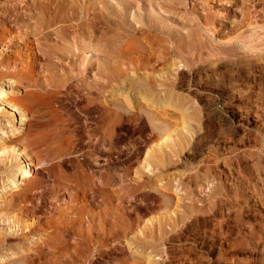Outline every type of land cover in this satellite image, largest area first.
<instances>
[{"label": "rangeland", "instance_id": "obj_1", "mask_svg": "<svg viewBox=\"0 0 264 264\" xmlns=\"http://www.w3.org/2000/svg\"><path fill=\"white\" fill-rule=\"evenodd\" d=\"M143 1L131 25L54 22L42 38L30 0H0L10 30L0 50L14 41L0 112L5 99L24 113L0 115V134L16 140L0 145L10 147L0 205L15 201L0 211V264H263L264 0ZM10 4L18 13L2 14ZM251 28L250 51L226 41Z\"/></svg>", "mask_w": 264, "mask_h": 264}, {"label": "bare ground", "instance_id": "obj_2", "mask_svg": "<svg viewBox=\"0 0 264 264\" xmlns=\"http://www.w3.org/2000/svg\"><path fill=\"white\" fill-rule=\"evenodd\" d=\"M137 0H30V6H31V8L30 9H28L29 11H28V13H27V15H28V18H29V21L30 20H33L34 21V24H35V26L33 27V29H32V33H31V36H39L40 35V37L42 36V38L43 37H49V35H50V33L51 32H49V31H43L44 29H41V28H44L45 27V29H47V26H49V25H54V22H55V25H56V22H60V23H62V22H70V21H73V22H75L76 24H80V25H84L85 26V24L86 25H89L88 23H90V22H92V23H94L95 21H97V22H104V23H113V22H116V23H119V24H121L120 22H124L123 23V25L125 24V25H128V24H132V22H136V21H138V20H140V13H139V11L138 10H140L141 9V7H139V5H137L136 4V8L134 9V10H132V8L131 7H133L134 6V4H135V2H136ZM142 1V4H143V0H141ZM150 1V0H149ZM148 1V2H149ZM152 1V0H151ZM150 1V2H151ZM140 2V1H139ZM52 4V5H51ZM131 6V7H130ZM149 8H152L153 7V3H149ZM114 7V8H113ZM20 8V7H19ZM18 6L17 5H9V6H3V7H1V13L2 14H5V15H7V16H9V15H16L17 13H18ZM111 9H114V10H111ZM27 10V9H26ZM91 10V11H90ZM69 11V12H68ZM151 11V10H150ZM243 12V11H242ZM249 13V9L247 8V9H244V12H243V15L244 14H248ZM202 14V13H201ZM209 14V13H208ZM250 14H248L247 16H249ZM253 16V15H252ZM141 17H142V15H141ZM148 17V16H147ZM193 17V16H192ZM149 18V17H148ZM199 18V17H198ZM242 18V17H241ZM246 18V17H245ZM142 19V18H141ZM209 20V19H208ZM141 21V20H140ZM5 23V22H4ZM103 23V24H104ZM202 23V22H201ZM201 23L198 25L202 30H203V25H201ZM207 23V22H206ZM206 23H203V24H205L206 25ZM11 24V23H10ZM59 24V23H58ZM71 24V23H70ZM230 24V23H229ZM2 25V24H1ZM52 25H51V27H52ZM74 25V24H73ZM72 25V26H73ZM240 25H242V24H240ZM10 26V25H9ZM67 26V25H66ZM248 26V25H247ZM51 27H49V28H51ZM155 27V26H154ZM205 27H207V26H205ZM205 27H204V30H205V32H206V29H205ZM232 27V26H231ZM236 27V26H235ZM3 28H4V25H3ZM11 28V27H10ZM152 28V27H151ZM208 28V27H207ZM234 28V27H233ZM232 28V29H233ZM238 28V27H237ZM53 29H55V28H53ZM59 29V28H58ZM57 29V30H58ZM154 29V28H153ZM210 29V28H209ZM208 29V30H209ZM247 29V28H246ZM260 29V28H259ZM126 30V29H125ZM203 30V31H204ZM236 30V29H235ZM234 30V31H235ZM9 28H4V29H1L0 30V43H2L3 42V39H6L5 38V36L8 34L9 35ZM30 31V30H29ZM55 31H56V29H55ZM129 31V30H128ZM134 31H135V28H134ZM137 31V30H136ZM233 31V30H232ZM237 31V30H236ZM14 32V31H13ZM24 33V32H23ZM53 33V32H52ZM56 33H58V32H55V35L57 36V34ZM244 33V32H243ZM63 34V33H62ZM11 35V34H10ZM27 34L26 33H24V35H22V36H25V39H23V41H27L28 43L30 42L29 41V37L28 36H26ZM60 34L58 33V36H59ZM82 35H84V33L82 34ZM203 35V34H202ZM86 36V35H85ZM254 36H256V28H251L250 29V31H249V33H248V35H246V36H242L241 34H238L237 33V35H233V36H231V37H227V42L228 41H231V40H233L234 41V43L236 42L237 44H238V47H240V48H242V49H246L247 51H250L252 48H248L245 44H244V42H245V40H248V39H251V38H253ZM133 37V36H132ZM200 37H202V36H200ZM248 39H247V38ZM39 38V37H38ZM37 38V39H38ZM52 38V37H51ZM15 39V38H14ZM36 39V38H35ZM31 40V39H30ZM213 42V41H212ZM252 42V41H251ZM257 42V41H256ZM255 42V43H256ZM7 43V42H6ZM188 43V42H187ZM128 44V43H127ZM126 44V45H127ZM131 44V43H130ZM198 44V43H197ZM14 46V41L13 42H10V43H7L6 45L4 44L3 45V49L2 50H0V61H2V60H5V59H7L8 58V55H7V53H6V49L7 50H10L12 47ZM122 46V45H121ZM212 46V45H211ZM228 46V45H227ZM251 46V45H250ZM253 46H254V44H253ZM30 47V46H29ZM125 47V46H124ZM256 47V46H255ZM200 48V47H199ZM218 48V47H217ZM125 49V48H124ZM123 49V50H124ZM164 49V48H163ZM257 49V48H256ZM155 50V49H154ZM196 50V49H195ZM68 52V51H67ZM218 54V53H217ZM156 56V55H155ZM86 58V57H85ZM208 58V57H207ZM260 58V57H259ZM152 59V58H151ZM255 59V58H254ZM214 61V60H213ZM221 62V61H220ZM258 62V61H257ZM212 63H214V62H212ZM218 63V62H217ZM205 64V63H204ZM232 64V63H231ZM238 64V63H237ZM122 65V64H121ZM121 65H120V67H121ZM207 65H209V64H207ZM83 66H84V68L86 67V64H83ZM204 66V65H203ZM212 66V65H211ZM259 67V66H258ZM55 68V67H54ZM256 68V67H255ZM56 69V68H55ZM83 69V68H82ZM207 69V68H206ZM258 69V68H257ZM262 70L261 71H264V67L263 68H261ZM54 70V69H53ZM236 70V69H235ZM253 70V69H252ZM217 72V71H216ZM230 72V71H229ZM228 72V73H229ZM232 72V71H231ZM235 72V71H234ZM242 72V71H241ZM233 73V72H232ZM232 73L230 74V76H231V78H233V76H232ZM248 73V72H247ZM264 73V72H263ZM263 73H262V75H260V76H263ZM56 74V73H55ZM201 74V73H200ZM243 74H245V72L243 73ZM252 74V73H251ZM203 75V74H202ZM53 76H54V74H53ZM66 76V75H65ZM210 76V75H209ZM222 76H223V74H222ZM229 76V75H228ZM229 76V77H230ZM241 76V75H240ZM243 76V75H242ZM255 76V75H254ZM187 77V76H186ZM239 77V76H238ZM249 77V76H248ZM259 77V76H258ZM70 78V77H69ZM201 78V77H200ZM236 78V77H235ZM252 78V77H251ZM67 79V78H66ZM66 79H64V80H66ZM230 79V78H229ZM249 79V78H248ZM257 79V78H256ZM264 79V78H263ZM206 80V79H205ZM224 80V79H223ZM255 80V79H254ZM222 81V80H221ZM225 81H226V79H225ZM264 81V80H263ZM173 82V81H172ZM184 82V81H183ZM219 82V81H218ZM252 82V81H251ZM199 83V82H198ZM210 83V82H209ZM221 83V82H220ZM230 83V82H229ZM250 83V82H249ZM253 83V82H252ZM262 83V82H261ZM45 84V83H44ZM44 84H40L39 86L41 87V88H44ZM206 84V83H205ZM211 84V83H210ZM263 84V83H262ZM46 85V84H45ZM143 85V84H142ZM213 85V84H212ZM231 85V84H230ZM238 85H239V83H238ZM247 85V84H246ZM248 87V86H247ZM261 87V86H260ZM263 87H264V85H263ZM262 87V88H263ZM144 89H146V90H148V91H151V90H153V85L151 84V83H147L144 87H143ZM197 88H198V86H197ZM219 88H222V87H220L219 86ZM229 88V87H228ZM232 88V87H231ZM237 89V88H236ZM259 89V88H258ZM81 90H82V92H85V94L87 93L86 91H89V88L87 87V86H82L81 87ZM98 90V89H97ZM138 90V87L135 89V91H137ZM257 90V89H256ZM261 90H263V89H261ZM98 92V91H97ZM96 92V93H97ZM261 92V91H260ZM253 93H255V92H253ZM258 93H259V91H258ZM167 94V91L165 90V95ZM252 94V93H251ZM168 96V95H167ZM229 96V95H228ZM231 97H233V96H231ZM237 97V96H236ZM7 98V97H6ZM161 98V97H160ZM250 98V97H249ZM256 98V97H255ZM257 98H258V96H257ZM262 97H260L259 99H261ZM264 99V98H263ZM153 100V99H152ZM238 100V99H237ZM242 101V100H241ZM245 101V100H244ZM257 101V100H256ZM255 101V102H256ZM264 101V100H263ZM263 101H262V104H263ZM7 103L8 104V102L5 100V99H3L2 100V105H3V103ZM11 102V101H10ZM246 102H247V100H246ZM258 102H260V101H258ZM257 102V103H258ZM5 103V104H6ZM7 104L4 106L5 108H6V106H7ZM256 104V103H255ZM96 105V104H95ZM98 105V104H97ZM8 106H10L9 104H8ZM255 106H257V105H255ZM259 106V105H258ZM257 106V107H258ZM263 106H264V104H263ZM262 106V107H263ZM4 107H3V110H2V113L0 112V115L1 114H5V115H11L12 116V113H19L20 114V116L21 117H23L24 116V113H23V111L21 110V108L20 107H17L16 106V104H11V106L10 107H8L7 109H4ZM241 107V106H240ZM238 108V107H237ZM246 108H248L247 106H246ZM250 108H252V107H250ZM254 108V107H253ZM256 108V107H255ZM254 108V109H255ZM259 108H261V105H260V107ZM129 110V109H128ZM246 110V109H245ZM248 110H249V108H248ZM264 110V109H263ZM10 111H11V113H10ZM89 111L90 112H101V108H99L98 106H96V108H91V109H89ZM103 111V110H102ZM253 111H256V110H253ZM253 111L251 112V113H253ZM261 111V110H260ZM259 111V112H260ZM244 112H246V111H244ZM248 113V112H247ZM256 113V112H255ZM255 113H254V115H255ZM259 114V113H258ZM99 115H100V113H99ZM254 115H253V117H254ZM257 115V114H256ZM260 115V114H259ZM148 116V115H147ZM238 117V116H237ZM236 117V118H237ZM243 117V116H242ZM157 118V117H156ZM261 118V117H260ZM0 119H2L1 118V116H0ZM249 119V118H248ZM250 119H252L253 121H256V119L257 118H255V119H253V118H250ZM251 120V121H252ZM258 120V119H257ZM21 121H23V119H21ZM20 121V122H21ZM240 121H241V119H240ZM6 122H7V120H6ZM250 122V121H249ZM257 122V121H256ZM256 124V123H255ZM0 125H1V123H0ZM11 131H12V129H10L9 131H7V132H10V134H11ZM242 132V131H241ZM179 133V132H178ZM206 133V132H205ZM4 134V133H3ZM3 134H0V138H2L1 139V141H0V145H2V146H4L5 144L4 143H6L7 141H16L15 139H11L9 136L6 138V135L5 136H3L2 137V135ZM6 134V133H5ZM169 134V133H168ZM174 134V133H173ZM7 135H9V133L7 134ZM207 135V134H206ZM204 136V135H203ZM199 138H201V137H199ZM175 139V138H174ZM198 140V139H197ZM201 142V141H200ZM185 144V143H184ZM15 146V145H14ZM14 146H12L11 147V150H13L14 149ZM202 148V147H201ZM16 149V148H15ZM14 149V150H15ZM152 149V148H151ZM218 149V148H217ZM0 150L1 151H3L2 153H1V155H0V172H3V171H5L6 170V167H7V165H9L8 163V155L10 154V147L8 148L7 147V149L4 147V148H0ZM16 151V150H15ZM196 151V150H195ZM203 152V151H202ZM24 152L23 151H20V152H18L16 155H17V158H22L23 160H24V162H25V159H24V154H23ZM201 154V153H200ZM206 154V153H205ZM210 154V153H209ZM146 155L148 156L146 159H150V158H152V157H154L156 154H155V151H153V150H151V151H149V150H147V153H146ZM154 155V156H153ZM207 155V154H206ZM252 155V154H251ZM16 157V156H15ZM206 157V156H205ZM204 157V158H205ZM190 158V157H189ZM229 158V157H228ZM258 158V157H257ZM257 158L255 159V160H257ZM158 159V158H157ZM200 159V158H199ZM206 159H209V158H207L206 157ZM259 159V158H258ZM151 160V159H150ZM197 160V159H196ZM201 160V159H200ZM205 160V159H204ZM224 160V159H223ZM230 160V159H229ZM255 160H254V163H256L255 162ZM144 161V160H143ZM167 161V160H166ZM202 161V160H201ZM211 161V160H210ZM209 161V162H210ZM147 162V161H146ZM150 162V161H149ZM204 162V161H203ZM214 162H215V159H214ZM258 162V161H257ZM264 162V161H263ZM211 163V162H210ZM209 163V165H211ZM212 163H213V160H212ZM253 163V162H252ZM251 163V164H252ZM260 163V162H259ZM201 164V163H200ZM258 164V163H257ZM149 165V164H148ZM207 165V164H206ZM214 165V164H213ZM228 165V164H227ZM226 165V162L224 161V162H222V166H220L221 168H220V171L219 172H222L223 173V170H226L227 168H229L228 166ZM236 165V164H235ZM253 165V164H252ZM212 166V165H211ZM218 166V165H217ZM250 166V165H249ZM254 166V165H253ZM24 167V169H21L20 171L21 172H19V179H18V177H17V179L18 180H20V181H22V180H27L28 178H27V169H26V167H27V165H24L23 166ZM232 167V166H231ZM236 167V166H235ZM209 168V167H208ZM213 168V167H212ZM214 169V168H213ZM218 169V168H217ZM254 169V168H253ZM263 169V168H262ZM227 170H230V169H227ZM234 170V169H233ZM258 170V169H257ZM252 171V170H251ZM219 172L217 173V174H219ZM225 172V171H224ZM229 172V171H228ZM237 172V171H236ZM253 172H255V171H253ZM260 172V171H259ZM5 173H7L6 171H5ZM226 173H227V171H226ZM3 174V173H2ZM8 174H10V173H8ZM224 174V173H223ZM228 174V173H227ZM230 174H231V172H230ZM241 174V173H240ZM250 174V173H249ZM226 175V174H225ZM260 175V174H259ZM11 176V179H15L16 178V176H17V172H13L12 173V175H9V177ZM218 176V175H217ZM237 176V175H236ZM7 177V176H6ZM219 178H220V175L218 176ZM217 177V178H218ZM231 177V176H230ZM235 177V176H234ZM241 177V176H240ZM3 178V177H2ZM1 178V179H2ZM232 178V177H231ZM259 178V177H258ZM264 178V177H263ZM226 179H230V178H227L226 177ZM262 179V178H261ZM223 180V179H222ZM3 181V180H2ZM224 181L225 182H227L226 180H225V177H224ZM229 181V180H228ZM240 181V180H239ZM24 182V181H23ZM247 182V181H246ZM263 182V181H262ZM8 183V182H7ZM71 183V182H70ZM248 183V182H247ZM255 183V182H254ZM6 184V183H5ZM240 184V183H239ZM255 185V184H254ZM2 186H3V184H2ZM10 186H14V187H16V185H10ZM9 186V187H10ZM263 186V185H262ZM250 187V186H249ZM255 187V186H254ZM261 187V186H260ZM259 187V188H260ZM26 188V187H25ZM237 188V187H236ZM236 188H234V189H236ZM232 189V188H231ZM233 189V190H234ZM243 190V189H242ZM262 190V189H261ZM264 190V189H263ZM100 191H101V189H100ZM247 191V190H246ZM260 191V190H259ZM241 192V191H240ZM255 192V191H254ZM98 193V192H97ZM246 193V192H245ZM260 193V192H259ZM51 194V193H50ZM99 194V193H98ZM100 194H101V196H102V193L100 192ZM232 196V195H231ZM237 197V196H236ZM15 198V197H14ZM1 200H2V198H1ZM1 200H0V202H1ZM5 200V199H4ZM3 200V202H2V206L0 205V211H2V212H4V210H6L7 208H9L15 201L14 200H12V199H9V200H5L4 201ZM12 201H14V202H12ZM103 204V203H102ZM99 205H100V202H99ZM13 206V205H12ZM11 206V207H12ZM101 206V205H100ZM103 207V206H102ZM100 208V207H99ZM238 208V207H237ZM10 209V208H9ZM101 210H103L102 208H100ZM239 209V208H238ZM100 210V213H102V211ZM9 211H11V210H9ZM97 213H98V211H97ZM196 213V212H195ZM234 214V213H233ZM6 216V215H5ZM97 216L99 217V219L97 218V220L98 221H100V220H102V219H100V217H101V215H99V214H97ZM102 217H103V215H102ZM233 217V216H232ZM1 218H3V217H1ZM6 218H7V216H6ZM6 218H5V220H6ZM4 219V218H3ZM8 219V218H7ZM4 221V220H3ZM4 223V222H3ZM103 223V222H102ZM97 228H98V226H99V222H97ZM25 225V224H24ZM0 226H1V224H0ZM5 226V225H4ZM102 225L100 224V227L98 228L99 230H98V235L96 236V238L98 237V244H103V242L102 243H100L101 241H104V240H102L103 239V232H102V227H101ZM2 228V227H1ZM1 228H0V241L1 240H3L4 238H5V236L8 234V232H7V230L4 232L3 231V228H2V231H1ZM87 228V227H86ZM26 228L24 227V230H25ZM91 228L89 227V230H90ZM16 230V229H15ZM21 230L22 231H24L23 230V228H21ZM83 230H85V229H83ZM87 230V229H86ZM88 230V232L87 233H89L90 231ZM96 230V229H95ZM103 230H104V227H103ZM8 231H10V230H8ZM11 231H14V230H11ZM11 231L9 232V234L11 233ZM81 232H82V229H81ZM85 232V234H86V231H84ZM7 233V234H6ZM22 233V237H25L26 236V234L25 233H23V232H21ZM83 233V232H82ZM97 233V232H96ZM95 233V234H96ZM84 234V233H83ZM84 234V235H85ZM87 235L88 234H86V239H87ZM89 235H90V233H89ZM91 236V235H90ZM89 236V238H91ZM88 238V239H89ZM242 238V237H241ZM84 239V238H83ZM234 240V239H233ZM88 241V240H87ZM87 241H85L86 243V245L88 244L87 243ZM233 242H235V241H233ZM1 243V242H0ZM262 243V242H261ZM84 244V245H85ZM81 247H82V245H81ZM85 247V246H84ZM187 247V246H186ZM257 247V246H256ZM256 247H254V248H256ZM260 248V250L261 249H263L264 248V244H262V245H260L259 246ZM184 248V247H183ZM257 249V248H256ZM21 250V249H20ZM5 251V250H4ZM219 251V250H218ZM3 252V251H2ZM185 252V251H184ZM256 254V253H255ZM254 255V254H253ZM259 255V254H258ZM7 256H9V254L5 251V252H3V253H1L0 254V260H3L4 258H6ZM246 257V256H245ZM264 257V256H263ZM262 257V259L264 260V258ZM197 258V257H196ZM183 261V260H182ZM262 261V260H261ZM260 261V262H261ZM199 263V262H198ZM236 263H238V262H236ZM262 263V262H261ZM185 264V263H184ZM263 264H264V261H263Z\"/></svg>", "mask_w": 264, "mask_h": 264}]
</instances>
